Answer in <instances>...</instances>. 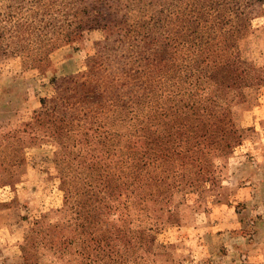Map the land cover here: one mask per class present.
Returning <instances> with one entry per match:
<instances>
[{"label":"rangeland","instance_id":"obj_1","mask_svg":"<svg viewBox=\"0 0 264 264\" xmlns=\"http://www.w3.org/2000/svg\"><path fill=\"white\" fill-rule=\"evenodd\" d=\"M74 1L0 0V264H264V0H80L35 64Z\"/></svg>","mask_w":264,"mask_h":264},{"label":"trees","instance_id":"obj_2","mask_svg":"<svg viewBox=\"0 0 264 264\" xmlns=\"http://www.w3.org/2000/svg\"><path fill=\"white\" fill-rule=\"evenodd\" d=\"M114 2H116V0H114ZM79 3V4H77ZM80 0L78 2H76V0L74 2L70 3V7L68 8L69 12H64L61 13L62 10H56V14L54 17L48 16L46 18H51L50 20V26L47 23L46 25H39L38 28L36 29V35L38 37H42L43 35H46V39L45 42H48L45 45H43V43L41 44V41H39V47L34 49L35 52V56H37V59L35 61V64L37 63H41L44 59L47 58V56L55 49V45L56 42H71L74 43L75 41H77L80 37V31L84 28H86L87 26H89L90 24H83L81 25V23L76 22L75 18L78 17V15H86L85 11L86 9L84 8H79L80 6ZM52 4V3H51ZM47 5H44L41 3L38 4V12L40 10H44ZM82 7V6H81ZM110 7H107V9ZM94 13H97L98 11L96 9H93ZM40 14H42V12H40ZM43 18H45V14L43 13L41 16H43ZM67 15V16H66ZM97 15H99V13H97ZM69 16V19H68ZM60 17H63L61 20H59ZM40 23H42L43 19L38 20ZM90 22V21H88ZM93 23H91L93 26H99V23L94 21H91ZM91 25V26H92ZM87 29V28H86ZM74 50H76L78 47L74 46L72 47ZM92 241L94 239H91ZM79 262L82 260L90 263V264H112V260L110 257H107L106 255H94V256H88V255H84V256H80L79 257ZM74 259V258H73Z\"/></svg>","mask_w":264,"mask_h":264},{"label":"crops","instance_id":"obj_3","mask_svg":"<svg viewBox=\"0 0 264 264\" xmlns=\"http://www.w3.org/2000/svg\"><path fill=\"white\" fill-rule=\"evenodd\" d=\"M260 159L262 160V158H261V157H257V156H256V157H254V161H253L252 163L254 164V166H255V167L257 166V164H258V161H259ZM259 171H260V169H259Z\"/></svg>","mask_w":264,"mask_h":264}]
</instances>
